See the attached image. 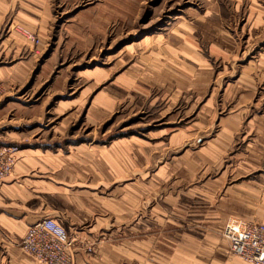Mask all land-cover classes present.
<instances>
[{
  "label": "crops",
  "instance_id": "0c3cea01",
  "mask_svg": "<svg viewBox=\"0 0 264 264\" xmlns=\"http://www.w3.org/2000/svg\"><path fill=\"white\" fill-rule=\"evenodd\" d=\"M46 15L47 0H0V31L12 18L13 22L34 24L38 33H43L48 26ZM222 24L218 9H211L191 21L179 22L178 34L168 35V40L156 39L144 49L141 42L142 53L135 59L145 61L144 73L135 70L130 78L129 74L123 76L129 83L121 81L117 98L112 101L107 95L97 96L84 115L95 117L98 125L112 115L114 101L125 92L143 99L149 95L151 83L162 86L165 92L169 87L168 107L180 97L204 96L214 77L209 58L225 64H234L237 58L238 43ZM24 44L30 47L29 42L13 35L0 41V61L7 62L0 66V78L25 82L19 96L11 91L0 103V142L21 147L13 174L0 183V264H37L18 244L28 227L43 218H52L70 235L73 264H146L145 257L155 249L160 226L168 229L162 239L177 242L173 244L175 258L188 257L185 251L192 245L184 242L190 240L199 242L195 249L202 250V259L214 256L213 264H237L230 260L229 243L220 232L230 220L259 222L264 213V109L261 114L255 112L264 101L252 108L256 113L252 116L248 104L264 76L259 72L264 69V53L241 67L234 83L224 88L222 104L216 107L211 94L198 110V121L166 134L170 135L163 144L168 147L158 150L139 139L140 133L108 141L96 139V131L91 133L93 137H61L64 121L52 124L50 119L43 120L49 101L38 105L30 99L32 87L40 85L45 73L43 63L21 57ZM24 86L27 88L22 89ZM50 87L52 95L60 92ZM225 108L228 111L224 115L221 110ZM189 172L216 176L211 184L206 181L199 185L203 201L192 205L201 212L194 216L203 225L199 234H189L187 219L194 214L183 210L188 205L185 200H180L183 204L170 200L172 189L164 190L161 207L156 203L149 206L157 183L178 176L186 180ZM158 209L163 210L160 216Z\"/></svg>",
  "mask_w": 264,
  "mask_h": 264
},
{
  "label": "rangeland",
  "instance_id": "374dc122",
  "mask_svg": "<svg viewBox=\"0 0 264 264\" xmlns=\"http://www.w3.org/2000/svg\"><path fill=\"white\" fill-rule=\"evenodd\" d=\"M47 9L48 15L45 16V20L46 22L48 20V26L46 31L39 34L34 24L25 25L13 22L12 18H9L5 26L3 25L4 27L1 28L0 41L9 35H13L17 39H24L17 32L16 28L19 26L23 29L26 28L38 37V44L29 43L30 47L23 45V55H21L22 58H32L35 64L38 62L40 65L42 63L44 65L42 66L45 73L43 80L39 82L40 85L32 87L30 99L33 103L37 102L38 105L45 102L44 100L49 101L45 108V110L47 108L49 110L44 114L43 120L50 119L52 124L64 121L65 123L60 125V130L65 128L63 129L64 133L61 132L59 135L66 139L72 135L80 138L93 137L91 133L95 131V138H100V141L140 133L138 138L144 140L147 145L152 144L151 148H163L165 146L163 143L167 142L171 131H178L180 127L191 126L198 121V110L211 94H214L213 99H215L216 107L220 103L222 104L224 88L229 83H234L241 67L247 65L249 60L258 58L264 53V0H47ZM211 9H218L223 17V28L229 32L239 47L236 51L237 58L234 64H225L220 60L209 58L214 69L209 92L202 97L189 99L180 97L176 101L172 100V105L168 107L170 104L166 105L165 101L167 102L171 93L169 87L165 92L162 86H155L151 83L150 91L146 89L149 95L147 97L144 95L143 99L125 92L123 97L114 101L112 115H109L98 125H95V117L90 119L84 115V110L90 101L97 96L99 98L102 95H107V99H112V101L117 98L116 88L122 87V84L119 85L121 81L129 83L128 78L124 79L127 74L130 78V74L132 75L135 70H138V73H144L143 62L145 61L142 59L138 61L140 58L135 59L142 53L141 42H143L144 49L147 45L151 46L148 43L156 39L168 40V35H174V32L178 34L179 22L191 21L196 15H202ZM25 14L32 17L29 12H25ZM35 18L33 16V19ZM24 20L30 21L25 17ZM173 35L170 39L175 43L176 39ZM25 42L28 44L26 40ZM206 51L204 49L205 53ZM142 56L147 57L145 53ZM3 65H7V62L0 61V66ZM36 71L34 70L33 74ZM90 71L92 74H89ZM99 72L104 75H99ZM259 72L264 75V69ZM119 78L123 79H120L117 85ZM28 79L27 76V82ZM24 83L10 82L7 78H0V86L3 91L0 103L9 96L11 91L19 96L20 86L21 84L25 85ZM28 85H31L30 82L27 83ZM50 86H54V91L60 90V92H55L52 95L53 91ZM25 88L27 87H22V89ZM106 89L107 91L103 92ZM72 91L75 92L69 96L68 93ZM85 91L88 93L85 94ZM261 98L262 100H260ZM259 101H264V76L256 84L252 98L248 103L251 106L249 109L251 116L258 111L259 114L262 113L264 102L259 110L255 112L252 110ZM58 104L64 107H58ZM68 105L74 109L69 110ZM72 110H74L73 113ZM227 111L228 108H225L221 110V113L225 115ZM166 123L167 125H165ZM164 127H171V129ZM168 133L170 134L166 135ZM3 145L15 144L0 142V147ZM16 146L21 149L20 145L16 144ZM166 147L168 146L166 145ZM213 178L216 176L210 172H203V174L202 172H189V177L186 180L180 179L178 176V178H171L168 182L157 183L155 198H150L149 206L156 203L157 207H161L160 202L164 201V190L167 189L166 191L169 192V189H172L170 200H178L180 203H182L180 200H185L184 203L188 205L187 209L183 210L188 214H190L189 212L194 214L192 217L188 215L189 234H199L203 225H200L199 218L194 216L195 214L200 216L201 212L197 210L198 207H192V205L194 202L198 205L203 201L202 193H200L201 188L198 189L199 185L206 181L211 184ZM146 183L147 180L144 184ZM141 184L143 183L141 182ZM225 184H228V180ZM225 184L223 188L227 186ZM222 194V192L219 193V195ZM180 195H182L181 198ZM158 210V216H160V212L163 210ZM143 211L147 212V210L140 212ZM164 232H168V229L163 226L156 229L155 249L153 248L149 257H145L146 264L148 262L155 264H166L167 262L171 264H213L215 262L214 256L202 259L199 256L202 250L195 249L199 242L190 240L184 242L192 245V248L185 251L186 255L189 254L188 257L175 258L173 244L177 242H168L162 239ZM220 235L223 236V230ZM227 254L230 260H235L237 264H245L230 251L229 246Z\"/></svg>",
  "mask_w": 264,
  "mask_h": 264
},
{
  "label": "built area",
  "instance_id": "2783aa9c",
  "mask_svg": "<svg viewBox=\"0 0 264 264\" xmlns=\"http://www.w3.org/2000/svg\"><path fill=\"white\" fill-rule=\"evenodd\" d=\"M24 39L38 44L39 39L30 31L16 28ZM0 86V99L2 96ZM20 148L16 145L0 147V183L11 176ZM262 221L230 220L223 236L230 251L247 264H264V214ZM18 247L37 264H73L69 255L72 242L66 229L52 218H43L28 227Z\"/></svg>",
  "mask_w": 264,
  "mask_h": 264
}]
</instances>
